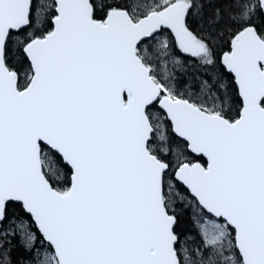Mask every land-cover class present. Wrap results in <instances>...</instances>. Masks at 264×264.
<instances>
[{"label":"snow or ice","instance_id":"snow-or-ice-1","mask_svg":"<svg viewBox=\"0 0 264 264\" xmlns=\"http://www.w3.org/2000/svg\"><path fill=\"white\" fill-rule=\"evenodd\" d=\"M0 264H264V0H0Z\"/></svg>","mask_w":264,"mask_h":264}]
</instances>
